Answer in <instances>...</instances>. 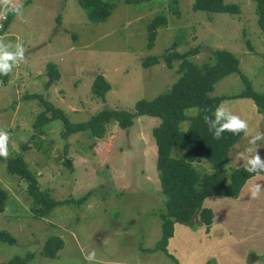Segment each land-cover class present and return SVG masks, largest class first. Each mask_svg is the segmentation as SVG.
Wrapping results in <instances>:
<instances>
[{
	"label": "rangeland",
	"instance_id": "1",
	"mask_svg": "<svg viewBox=\"0 0 264 264\" xmlns=\"http://www.w3.org/2000/svg\"><path fill=\"white\" fill-rule=\"evenodd\" d=\"M225 1L236 3L240 12L194 11L193 0L106 1L113 5L108 18L93 22L77 0H14L22 15L12 12L0 31V43L10 45L9 51L22 44L25 61L0 75V130L9 134V156L22 154L40 189L60 202L46 214L35 215L26 180L8 173L6 161L0 157V187L8 192L0 229L16 239L14 244L0 242V263L14 255L31 254L27 264H180L178 259L185 261L184 255L195 264L192 261L205 250H213L224 262L239 252L237 246L234 253L227 247L215 249L209 242L199 248L197 231L191 237L195 240L183 236L180 252L172 251L173 255L154 249L162 234L161 215L166 212L151 133L159 118L141 115L127 128L112 120L102 137H92L86 131L64 136L59 117L33 127L45 107L30 97L41 94L71 122L86 120L103 108L133 111L138 99L164 92L178 77L176 61L170 69L164 62L145 68L142 60L150 55L161 57L170 49L182 52L195 46L200 51L191 59L198 64L212 60L213 49L231 51L253 89L264 92V36L257 24L255 1ZM158 14L165 15L167 23L158 27L154 46L148 49L146 24ZM47 64L60 74L50 87L46 86L47 74L54 71ZM97 74L110 84L104 100L92 92ZM243 88L239 75L231 73L210 92L223 95L219 105L249 125L248 134L243 133L224 163L227 172L246 164L249 140L264 133V113L257 112L252 100L234 96ZM189 109L193 108L187 112ZM255 147L264 159V139ZM194 165L201 172H211L207 162L198 160ZM85 194L84 200H77ZM228 213L236 217L238 243L240 237L264 241V208ZM194 223L193 230L201 224L198 218ZM50 236L63 240L52 258L41 253ZM257 249L264 255V245ZM92 251L96 259L89 262L86 257ZM211 260L205 264H215Z\"/></svg>",
	"mask_w": 264,
	"mask_h": 264
},
{
	"label": "trees",
	"instance_id": "2",
	"mask_svg": "<svg viewBox=\"0 0 264 264\" xmlns=\"http://www.w3.org/2000/svg\"><path fill=\"white\" fill-rule=\"evenodd\" d=\"M106 1L114 2L115 0H77V3L86 11L90 21L101 22L108 18L113 6ZM123 1L135 4L148 0ZM254 1L257 24L264 36V0ZM12 2L13 5L16 4L14 0ZM191 8L194 11L200 10L207 13L238 14L240 12L236 3L225 0H193ZM11 14L12 12L9 11L0 31L6 27ZM166 23L165 15L158 14L146 24L148 49L154 46L158 27ZM199 51L198 46L190 47L182 52L170 49L161 57L150 55L143 59L141 64L145 68L164 62L168 68L172 69L176 61L175 71L178 77L164 92L151 99H138L133 111L103 108L86 120L71 122L61 109L53 106L41 94L30 95L34 99H39L45 107L44 111L39 113L33 127L38 128L45 122L59 117L63 121L64 136L86 131L92 137H102L106 124L112 120H115L121 128H127L132 125L133 118L141 115L159 118V123L152 128L151 133L156 145V169L164 195L166 212L161 215L162 234L154 249L161 248L166 253L168 239L173 235L174 223L193 227L194 219L198 218V222L208 229L213 219V212L210 208L203 206L204 199L212 195L237 198L245 182L256 175L244 171V166L229 172L225 170L224 163L243 132L239 135L225 132L221 139H213L203 117L211 115L225 98L223 95H210V92L213 91L214 84L226 75L231 73L239 75L244 88L234 96L252 100L259 113H264V92L253 89L251 81L240 69L239 58L231 51L223 48L213 49L209 55L212 60L198 64L191 57L197 55ZM48 67L54 71L47 74L49 79L46 81V86L50 87L60 78V74L54 65L49 64ZM109 88V82L101 74H97L92 89L94 96L103 99ZM188 108H197L199 115H187ZM47 112H51L50 116L46 115ZM183 125H185L184 128ZM23 149H26L25 145ZM1 158L6 161L8 173L26 180L27 192L32 199L31 209L35 215L42 216L59 204L60 200L53 199L47 192L40 189L35 174L28 167L22 154L8 156L7 159ZM198 160L207 162L211 172L199 171L194 165ZM86 196L85 194L77 200H84ZM7 198V190L0 187V213L5 210ZM0 242L14 244L16 239L5 229H0ZM62 246L63 240L59 236H50L43 243L41 253L52 258L57 255ZM27 256L14 255L0 264H27V258L31 254ZM211 261L215 263L214 260Z\"/></svg>",
	"mask_w": 264,
	"mask_h": 264
},
{
	"label": "crops",
	"instance_id": "3",
	"mask_svg": "<svg viewBox=\"0 0 264 264\" xmlns=\"http://www.w3.org/2000/svg\"><path fill=\"white\" fill-rule=\"evenodd\" d=\"M261 182L264 183V174H256L255 176L249 178L243 185L237 198L219 195L207 196L203 201V206L210 208L213 212V219L208 229H206V226L203 224H198V226H196L193 230L191 229L192 227L188 225L174 223L173 235L167 242V251L172 255V251L175 253L176 251L180 252L178 245L182 242V237L184 236L183 239L191 238L193 236V232L197 231L200 234V237L198 238L199 248L204 243L209 242L213 243L216 246L215 249L218 250H223L226 247V250H234L236 246L241 249L238 253L237 250H234V253L237 254H231V257L233 255L235 256L232 257V260L227 262H224L220 255L218 256L217 254H214L213 250H205L203 254L198 255L196 261H192L195 262V264H205L211 259H214L215 264H264V255H262L263 251H257V248L264 245V241H262L260 237L257 240L252 241H248V239L240 237L241 243H238L235 238L237 237V223H235L236 217L233 218L228 213L238 209L247 208L251 211L252 208L256 207L264 208V190L261 191V195L257 199H252L249 191L253 185L260 184ZM262 229H264V227H262ZM183 258L185 261L178 259L180 264L191 263V261L187 259V256L184 255Z\"/></svg>",
	"mask_w": 264,
	"mask_h": 264
},
{
	"label": "clouds",
	"instance_id": "4",
	"mask_svg": "<svg viewBox=\"0 0 264 264\" xmlns=\"http://www.w3.org/2000/svg\"><path fill=\"white\" fill-rule=\"evenodd\" d=\"M12 0H0V19H5L9 11L14 12L17 16L22 15L21 9L16 6H11ZM2 27V25H0ZM10 45L0 43V75H7L14 67L19 66L25 61V49L22 44L17 43L15 51L7 50ZM190 116H198V109H189L186 113ZM204 123L208 126L209 132L212 133L213 139H221L222 134L230 132L233 135H239L241 132L248 134L249 125L245 119H242L239 115L234 114L229 108L224 105H218L211 115H204ZM9 134L0 130V157L7 159L9 156L8 142ZM264 139V133H257L249 140L250 147L247 148L249 155L245 156L246 164L244 165V171L251 174H259L264 172V159L258 153V149L255 147L257 141ZM264 190V184H255L249 191L252 199H257L260 196L261 191ZM95 251L90 252L86 260L89 262L95 261Z\"/></svg>",
	"mask_w": 264,
	"mask_h": 264
},
{
	"label": "built area",
	"instance_id": "5",
	"mask_svg": "<svg viewBox=\"0 0 264 264\" xmlns=\"http://www.w3.org/2000/svg\"><path fill=\"white\" fill-rule=\"evenodd\" d=\"M13 3V2H12ZM11 5H13V4H11ZM10 5V6H11ZM0 10H2V6L0 7ZM6 19V18H5ZM5 19H0V25H2L3 24V22L5 21ZM1 28V27H0Z\"/></svg>",
	"mask_w": 264,
	"mask_h": 264
}]
</instances>
